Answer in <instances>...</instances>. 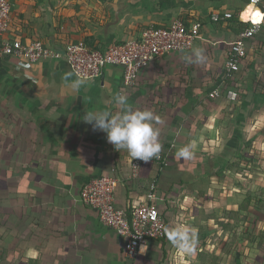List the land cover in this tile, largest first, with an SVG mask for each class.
Returning <instances> with one entry per match:
<instances>
[{
  "label": "crops",
  "instance_id": "crops-1",
  "mask_svg": "<svg viewBox=\"0 0 264 264\" xmlns=\"http://www.w3.org/2000/svg\"><path fill=\"white\" fill-rule=\"evenodd\" d=\"M8 1L9 36L59 53L79 41L104 51L177 19L199 22L201 29L189 50L154 59L131 87L123 85L118 66L73 89L80 78L64 58L35 64L0 59V264H264V175L255 172L264 132L252 124L262 113L264 91L248 88L252 39L235 76L224 72L228 49L248 22L257 18L264 31V0L256 7L249 0ZM224 12L232 18L210 20ZM197 48L204 62H187ZM240 73L246 89L235 102L223 94L209 97L235 90L229 81ZM117 94L134 110L160 118L155 126L166 167L143 162L133 178L128 152L84 122L89 111L117 113ZM189 144L192 158L178 157ZM103 176L118 180L115 208L130 215L151 203L164 221L165 237L141 245L133 259L125 257L124 238L81 202L83 187ZM180 225L196 229L191 253L168 238L166 229Z\"/></svg>",
  "mask_w": 264,
  "mask_h": 264
},
{
  "label": "built area",
  "instance_id": "built-area-1",
  "mask_svg": "<svg viewBox=\"0 0 264 264\" xmlns=\"http://www.w3.org/2000/svg\"><path fill=\"white\" fill-rule=\"evenodd\" d=\"M261 0H249L253 7L258 6ZM232 18L228 12L213 13L210 20L219 23ZM262 27L261 21L250 20L248 27L230 45L224 62V72L227 78L232 79L240 69L242 60L247 55L246 42L254 38ZM11 28V5L8 0H0V59L10 58L19 62L35 64L43 60L64 58L70 72L80 79H93L101 75L106 66H118L123 70V85L131 87L135 84L139 72L156 58L174 52L189 50L201 29L199 22L187 24L183 20L173 21L167 28L145 29L137 40L128 41L121 45H113L104 51L90 49L84 42H71L64 51L59 53L40 41L23 42L19 37L9 36ZM224 95L228 100L235 102L238 94L228 89L223 93L214 91L210 98ZM139 159L131 160V175L136 178L141 163ZM151 163H158L161 168L168 165L167 157L162 152ZM118 180L103 176L90 181L81 190V202L94 209L99 221L124 238V254L127 259L137 256L141 245L149 240H162L165 237V224L158 208L145 203L133 208L127 214L113 205V192ZM153 193L148 200L153 201Z\"/></svg>",
  "mask_w": 264,
  "mask_h": 264
},
{
  "label": "clouds",
  "instance_id": "clouds-1",
  "mask_svg": "<svg viewBox=\"0 0 264 264\" xmlns=\"http://www.w3.org/2000/svg\"><path fill=\"white\" fill-rule=\"evenodd\" d=\"M187 62L203 63L206 59L202 49H194L191 56L185 58ZM86 82L75 80L70 86L79 89ZM119 111L113 114L110 111H89L83 116L85 123L91 124L93 130H100L107 134V140L118 151L124 149L133 159L145 162L158 158L162 150L159 140L160 132L155 126L160 121L151 110L133 109L127 96L117 94L114 97ZM193 145L179 148L176 155L191 159ZM169 240L180 251L191 253L195 250L198 240L196 229L192 226L180 225L166 229Z\"/></svg>",
  "mask_w": 264,
  "mask_h": 264
},
{
  "label": "rangeland",
  "instance_id": "rangeland-1",
  "mask_svg": "<svg viewBox=\"0 0 264 264\" xmlns=\"http://www.w3.org/2000/svg\"><path fill=\"white\" fill-rule=\"evenodd\" d=\"M249 16V15H248ZM252 18V17H251ZM253 21H257L258 19L255 18L253 19ZM263 29V27H261ZM261 31L254 36V39H252V45L251 48L248 52V59L245 61V63L247 64L249 63H254L252 64V68H250L248 70L249 72V76L251 80L248 81V83L250 84V86L248 85V88H251V91L253 93H261L262 91H264V31ZM246 64L244 66V68L246 67ZM242 70V69H241ZM237 80H234L235 83L230 86L232 88H234L236 90V92L238 93V96L240 97V94L243 93V89H246V83H245V78L244 76L241 78V73L237 75ZM241 78V80H240ZM244 78V79H243ZM232 81H229V83ZM242 83V84H241ZM250 91V92H251ZM249 93V91H248ZM261 110L263 111V116H264V106L261 107ZM257 111V110H255ZM262 123H264V118L262 120ZM260 161H264V150L260 151ZM260 164V163H259ZM259 164H257V168H259L258 171L261 172L262 167L259 166ZM254 168V166H251ZM257 170V169H255ZM261 174L264 175V173L262 172ZM256 186V184H255ZM252 188V185H251ZM256 187H254L255 189Z\"/></svg>",
  "mask_w": 264,
  "mask_h": 264
},
{
  "label": "trees",
  "instance_id": "trees-1",
  "mask_svg": "<svg viewBox=\"0 0 264 264\" xmlns=\"http://www.w3.org/2000/svg\"><path fill=\"white\" fill-rule=\"evenodd\" d=\"M245 3H248V0H246V2ZM88 46V45H87ZM89 47V46H88ZM90 48V47H89ZM90 49H92V48H90ZM94 50V49H93ZM234 81H232V82H230L229 83V86H231L232 85V83H233ZM262 113H263V111H262ZM261 113V111H259V112H257L256 113V115H254L253 117H255V118H253V126H258L259 128H261V130L264 132V123H262V118L260 117H258V119L256 118L258 115H261L262 114ZM263 117V116H262ZM260 164H259V166L260 167H262V170H261V172L260 171H255V172H258V173H264V161H260L259 162Z\"/></svg>",
  "mask_w": 264,
  "mask_h": 264
}]
</instances>
